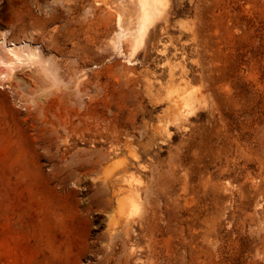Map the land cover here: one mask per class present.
Listing matches in <instances>:
<instances>
[{"label": "rangeland", "instance_id": "obj_1", "mask_svg": "<svg viewBox=\"0 0 264 264\" xmlns=\"http://www.w3.org/2000/svg\"><path fill=\"white\" fill-rule=\"evenodd\" d=\"M98 1L0 0L62 79L0 80V264H264V0H166L121 54Z\"/></svg>", "mask_w": 264, "mask_h": 264}, {"label": "bare ground", "instance_id": "obj_2", "mask_svg": "<svg viewBox=\"0 0 264 264\" xmlns=\"http://www.w3.org/2000/svg\"><path fill=\"white\" fill-rule=\"evenodd\" d=\"M95 3L100 4L99 1L96 2V0ZM114 3L115 1L111 2V6L108 2H105L106 6L109 5L110 8H108L113 10L117 17L116 29L113 32L112 37L109 39L108 44L110 46L112 45L111 47L114 48V50L118 51L119 54H121L122 43L124 41L130 44V47L133 51H135V49H137L139 45L142 44L144 38L146 37V34L155 24V21H157L159 15L160 20L162 19V16L165 14H163V12L166 11L164 10L165 6H167L166 3L168 2L166 0H119L118 4ZM102 4L104 5V3ZM4 32L2 30L1 34ZM6 35L4 33L0 38V47H2L0 49L4 50V52H2L3 54L1 53L2 56L0 55V80L17 78L15 76L17 75L16 71L20 69L18 67L25 66L28 69L32 67L31 70H33L34 67V69H36L34 71L38 73V76L40 74L42 75H40L41 81L44 77L48 80L51 79L53 81H59V83L61 82L62 79L60 80L57 77L58 75L57 73H55V70L50 68L52 64V62H50L51 60L46 61L43 59L38 45L30 43L28 40H21L20 42L17 40V43L15 42V40L14 42H10V40H8L9 37ZM6 37L8 38L7 40ZM127 61L129 64H132V62H130L129 60ZM12 81H9V83H12ZM49 85L51 87V84ZM181 98L182 97L180 96V100H178L177 103H173L172 107L174 109L182 110L183 116L185 118L193 117L196 114V108L191 104L190 98ZM126 199V208L124 209L125 205H123L124 210H121L120 207L119 208L121 212H124L123 214H125V217L128 218L133 213L132 211L135 210V205L130 195L127 196ZM118 202H120V200ZM120 205L122 204H119V206Z\"/></svg>", "mask_w": 264, "mask_h": 264}]
</instances>
